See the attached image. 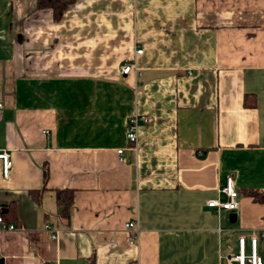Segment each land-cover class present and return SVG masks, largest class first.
<instances>
[{"label":"crops","instance_id":"obj_1","mask_svg":"<svg viewBox=\"0 0 264 264\" xmlns=\"http://www.w3.org/2000/svg\"><path fill=\"white\" fill-rule=\"evenodd\" d=\"M0 103L4 264H239L254 233L264 261L246 192L264 190V0H76L58 19L0 0ZM135 113L150 117L137 150ZM229 175L240 208L209 207Z\"/></svg>","mask_w":264,"mask_h":264},{"label":"built area","instance_id":"obj_2","mask_svg":"<svg viewBox=\"0 0 264 264\" xmlns=\"http://www.w3.org/2000/svg\"><path fill=\"white\" fill-rule=\"evenodd\" d=\"M136 53L140 54L143 53V49H137ZM130 72H134L136 78H139L142 75L140 72L136 61L133 59H127L122 62L120 65V73L121 74H128ZM1 107V103H0ZM150 122V117L146 114H133L128 119L125 134L126 140L128 143L132 145L134 150H137L138 145V128L144 124ZM119 159L122 160L123 149H118ZM0 159L2 160V174L4 177H7L9 169L12 165V161L10 160L7 153L2 152L0 153ZM220 192L226 196V200L221 199H212L208 201V206L212 208H216L218 211L224 210H237L240 208V200H239V192L236 188L235 180L232 175H229L226 180V184L221 188ZM45 228L49 231L50 236L52 238H56L58 234V230L50 226L49 224L45 225ZM0 229H14V225L9 224L6 225L1 216H0ZM124 229L129 233V240L128 244L130 246L134 245L135 234L134 232L137 231L136 223L133 221H128L124 224ZM245 236H241V252L239 255H231L229 261L238 260L239 264H264L263 258L259 253V241L260 236L254 233L252 235V252L251 254H245L244 247H245ZM136 264V263H133Z\"/></svg>","mask_w":264,"mask_h":264},{"label":"trees","instance_id":"obj_3","mask_svg":"<svg viewBox=\"0 0 264 264\" xmlns=\"http://www.w3.org/2000/svg\"><path fill=\"white\" fill-rule=\"evenodd\" d=\"M76 0H37V8H50L53 11L54 17L58 19L65 9ZM247 194L252 197L253 201L257 203H264V190L249 189ZM38 191H30L29 194L38 200ZM55 199L58 207L59 216L68 219L70 216V209L73 201V192L69 189H62L55 191ZM3 219V217L1 216ZM86 264H94L93 259H89Z\"/></svg>","mask_w":264,"mask_h":264},{"label":"water","instance_id":"obj_4","mask_svg":"<svg viewBox=\"0 0 264 264\" xmlns=\"http://www.w3.org/2000/svg\"><path fill=\"white\" fill-rule=\"evenodd\" d=\"M0 264H4L3 263V258L0 257Z\"/></svg>","mask_w":264,"mask_h":264},{"label":"rangeland","instance_id":"obj_5","mask_svg":"<svg viewBox=\"0 0 264 264\" xmlns=\"http://www.w3.org/2000/svg\"><path fill=\"white\" fill-rule=\"evenodd\" d=\"M249 253V252H248Z\"/></svg>","mask_w":264,"mask_h":264}]
</instances>
